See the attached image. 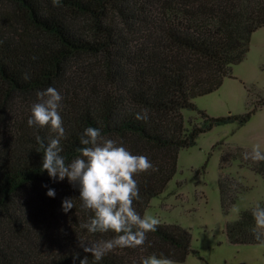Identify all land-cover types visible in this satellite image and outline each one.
Returning <instances> with one entry per match:
<instances>
[{
	"label": "trees",
	"instance_id": "trees-1",
	"mask_svg": "<svg viewBox=\"0 0 264 264\" xmlns=\"http://www.w3.org/2000/svg\"><path fill=\"white\" fill-rule=\"evenodd\" d=\"M263 26L264 0H61L59 7L52 0H0V264H73L74 253L80 254L75 264L85 255L88 264H141L151 255L183 262L196 253L186 229L161 222L143 246L114 249L99 262L84 253L79 239L115 234L79 227L92 213L81 208L78 187L42 170L36 136L47 143L55 133L27 121L37 92L53 87L63 97L66 163L79 155L87 127L147 156L157 170L135 177L140 200L133 202L144 216L177 172L181 149L214 124H243L257 110L216 118L200 110L205 122L191 128L182 112L196 109L194 98L231 76ZM143 110L148 119H136ZM251 164L264 178V161ZM223 168L219 189L227 210L238 188ZM49 188L54 198L46 194ZM65 198L75 204L67 213ZM252 209L227 221L232 244L261 243L254 238Z\"/></svg>",
	"mask_w": 264,
	"mask_h": 264
},
{
	"label": "rangeland",
	"instance_id": "rangeland-1",
	"mask_svg": "<svg viewBox=\"0 0 264 264\" xmlns=\"http://www.w3.org/2000/svg\"><path fill=\"white\" fill-rule=\"evenodd\" d=\"M264 26L251 37L244 60L215 91L194 98L196 109L185 108L186 126L202 125L204 110L210 117L244 115L258 106L250 119L214 124L202 132L195 145L180 150L178 169L166 189L153 197L145 215L161 223L179 224L192 235L185 261L175 264H264V243L232 244L225 233L227 221L237 220L257 203L264 202V178L244 160L255 144L264 150ZM240 151V152H239ZM221 165L232 181L235 200L226 210L221 201Z\"/></svg>",
	"mask_w": 264,
	"mask_h": 264
},
{
	"label": "clouds",
	"instance_id": "clouds-1",
	"mask_svg": "<svg viewBox=\"0 0 264 264\" xmlns=\"http://www.w3.org/2000/svg\"><path fill=\"white\" fill-rule=\"evenodd\" d=\"M53 6L59 7L61 0H52ZM30 77L26 74L25 80ZM39 102L31 108V116L27 123L30 127L51 128L55 133L47 143L39 135L36 141L43 149L42 170L47 171L53 180L63 181L65 178L73 187H78L81 208L92 215L87 222L80 223L81 229L90 234L115 235L110 239L94 241L80 240L78 246L84 253H90L95 261L117 248H136L143 246L147 234L155 232L160 221L153 215L141 216L133 206L140 200L138 182L135 177L149 170L156 171L147 156L134 155L116 141L102 135L98 128L87 127L80 136L77 148L79 155L70 163L61 153V141L67 139L63 119L60 115L63 97L53 87L38 91ZM136 119L147 120V110L136 114ZM244 159L253 162L264 161V150L259 144L252 146L251 151L244 154ZM44 187H47L45 185ZM49 197H55V190L49 188ZM75 204L72 198L62 201V210L67 213ZM255 221L254 238L264 243V207L259 203L252 209ZM79 253L73 254V264L79 259ZM79 264H88L87 255ZM141 264H175L169 258H158L151 255L142 259Z\"/></svg>",
	"mask_w": 264,
	"mask_h": 264
}]
</instances>
